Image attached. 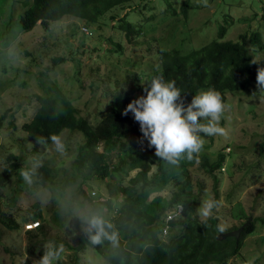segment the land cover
Listing matches in <instances>:
<instances>
[{
  "label": "rangeland",
  "instance_id": "374dc122",
  "mask_svg": "<svg viewBox=\"0 0 264 264\" xmlns=\"http://www.w3.org/2000/svg\"><path fill=\"white\" fill-rule=\"evenodd\" d=\"M31 1L0 0V173L15 163L14 156L20 157L22 168L0 188V264H40L48 250L60 255L51 264H74L75 259L78 264H104L93 249L77 258L71 250L90 227L92 206L79 193L82 180L60 187L72 178L76 149L84 137L64 130L57 136L62 145L59 150L54 142L45 146L30 138L22 128L37 110L35 96L43 95L45 87L57 83L79 109L80 116L97 125L99 113L109 107L112 92H129L137 86L134 74L148 76L159 68V51L198 50L216 40L221 27L228 28L222 41L242 42V36L250 37L257 31L264 38V0H128L106 13L92 28L66 16L53 23L49 32L41 24L26 32L20 18ZM187 1L190 10L186 20L181 10ZM174 10L180 16L173 15ZM121 18L141 28L140 37L129 42L120 29ZM115 43H122V49L118 50ZM248 47L254 59L264 65V50L255 51L249 41ZM54 58L65 60L54 66ZM202 91L206 90L199 92ZM253 92H258L256 83L249 91L226 94L230 111L220 126L227 135L204 137L203 150L189 169L199 220L206 219L199 214L201 205L213 199L219 201L214 216L226 231L247 221L237 217L243 211L248 218L258 219L255 232L244 241L242 256L221 264H264V103L253 98ZM219 153H224L227 160L215 182L204 173L201 155L214 163ZM119 161L115 154L113 163ZM45 163L52 164L58 172L52 193L35 192L34 182L25 181L21 174L36 171ZM107 182L108 179L89 181L85 188H93L101 196L99 200L106 201ZM118 200L122 202L123 198ZM62 210L65 215L71 214L64 225L56 217ZM107 211L103 207L100 213L106 216ZM10 218L19 224L27 222L16 228ZM36 223L41 225L34 227ZM30 225L33 230L28 228Z\"/></svg>",
  "mask_w": 264,
  "mask_h": 264
},
{
  "label": "trees",
  "instance_id": "16d2710c",
  "mask_svg": "<svg viewBox=\"0 0 264 264\" xmlns=\"http://www.w3.org/2000/svg\"><path fill=\"white\" fill-rule=\"evenodd\" d=\"M127 1L32 0L30 4L26 3L28 9L20 18V26L24 31L31 32L41 24L49 32L53 23L71 16L92 28L106 13ZM189 10L187 1L181 10L186 20ZM173 15L180 16L177 10L173 11ZM119 23L129 42L142 34L141 28H135L126 18H121ZM227 30V27H221L218 38L198 50L159 51V68L148 76L144 73L142 76L134 74L137 88L129 92L119 88L120 91L112 92L109 107L99 113L97 125L80 116L79 109L57 83L45 87L43 95L35 96L37 110L22 129L28 132L30 138L45 146L53 142L52 136H58L64 130L77 132L84 137L76 149L72 178L60 187L64 189L69 183L81 179L83 183L79 186V193L83 194V201L92 206L89 221L101 219L105 222L108 236L115 234L114 240L102 237L101 243H93L91 237L96 234V229L89 232L90 227L87 228L80 235L77 246L71 247L76 258L88 249H93L104 264H221L241 255L244 241L255 232L258 219L255 218L244 230L239 242L235 238L219 240L220 234L237 230L244 223L219 233L216 231V225L220 224L217 217L208 218L206 225L205 220H199L195 215L197 200L193 195L194 183L189 169L195 165L196 159H181L179 166H176L156 157L155 149L148 148L146 140L140 143L142 133L132 114L122 115L128 103L146 95V83L159 75H163L166 81H175L176 86L186 92L185 104L200 90L215 89L225 102L228 92L243 93L254 88L257 65L251 63L254 55L248 41L255 51H262L263 35L257 31L250 37L242 36V42L222 41ZM92 32L91 29V34L95 33ZM115 46L118 50L122 49V43H115ZM26 54L30 55L28 52ZM64 60L54 58V66ZM115 154L119 155V163H113ZM201 157L204 173L217 182L219 173H223L226 155L219 153L214 163H210L206 155ZM13 160L15 163L0 173V188L6 186L12 173H19L22 169L20 157L14 156ZM57 173L49 163L36 169L31 178L35 192L42 190L52 193ZM107 179L109 198L106 201L99 200L101 196L93 192V188H85L89 181ZM120 197L123 198L122 202H118ZM114 203L117 205L113 206ZM80 205H84V202ZM179 206L184 208L182 214L166 224L167 217L176 214ZM103 207L108 209L106 216L100 213ZM69 216L71 214L65 215L63 210L56 214L62 225ZM237 217L248 219L244 211ZM10 221L16 228H22V224L27 222L24 220L19 224L13 218ZM109 224L111 228L107 227ZM166 226L169 228L168 234L164 233ZM40 230L44 231V226ZM74 264H78L76 259Z\"/></svg>",
  "mask_w": 264,
  "mask_h": 264
},
{
  "label": "clouds",
  "instance_id": "9594fccd",
  "mask_svg": "<svg viewBox=\"0 0 264 264\" xmlns=\"http://www.w3.org/2000/svg\"><path fill=\"white\" fill-rule=\"evenodd\" d=\"M253 64L260 65L256 72V88L252 97L264 103V65L253 59ZM146 95L132 100L123 110L122 115L132 114L134 121L140 126L142 138L140 143L147 141L148 148L155 149V156L179 166L181 159L192 161L198 158L203 150L204 137L216 135L226 136L227 130L220 126L225 113L230 111V105L225 103L221 93L209 88L195 94L190 103L185 104L186 92L176 86L175 81H166L163 75L153 77L144 87ZM58 150L62 147L57 136L51 137ZM34 171V170H32ZM32 171H23L25 181L31 183ZM219 207V201L206 200L199 209L200 216L214 217V209ZM39 227L40 223H36ZM33 225L28 226L33 230ZM108 228L112 226L107 225ZM93 243H101V238L114 240L115 234L108 236L105 231V222L93 219L90 222ZM216 231L223 233L226 228L223 224L216 225ZM58 252L48 250L42 256L40 264H51V260L58 256Z\"/></svg>",
  "mask_w": 264,
  "mask_h": 264
},
{
  "label": "water",
  "instance_id": "95a60500",
  "mask_svg": "<svg viewBox=\"0 0 264 264\" xmlns=\"http://www.w3.org/2000/svg\"><path fill=\"white\" fill-rule=\"evenodd\" d=\"M254 218L253 217H249L247 219V221L237 230L234 231H230V232H226L223 234H220L218 239L219 240H226L228 238H235L237 240V242H239L242 233L244 232V230L249 227L252 223H253Z\"/></svg>",
  "mask_w": 264,
  "mask_h": 264
},
{
  "label": "built area",
  "instance_id": "2783aa9c",
  "mask_svg": "<svg viewBox=\"0 0 264 264\" xmlns=\"http://www.w3.org/2000/svg\"><path fill=\"white\" fill-rule=\"evenodd\" d=\"M183 210H184L183 206H179L176 214L170 215V216L167 217L166 224H167V222H169V221L173 220L174 218H176L178 215L182 214ZM168 230H169V228H168V226H166L164 228V233L167 234L168 233Z\"/></svg>",
  "mask_w": 264,
  "mask_h": 264
}]
</instances>
